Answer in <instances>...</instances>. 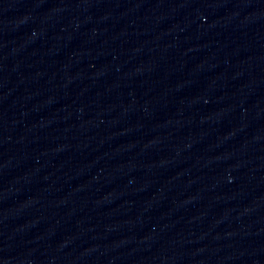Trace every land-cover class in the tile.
Masks as SVG:
<instances>
[{"label": "water", "instance_id": "obj_1", "mask_svg": "<svg viewBox=\"0 0 264 264\" xmlns=\"http://www.w3.org/2000/svg\"><path fill=\"white\" fill-rule=\"evenodd\" d=\"M0 264H264V0H0Z\"/></svg>", "mask_w": 264, "mask_h": 264}]
</instances>
